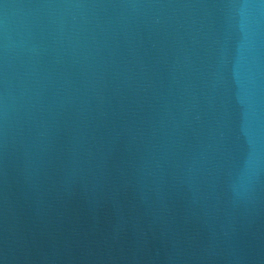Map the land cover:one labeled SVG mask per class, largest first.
Listing matches in <instances>:
<instances>
[{
    "label": "water",
    "instance_id": "95a60500",
    "mask_svg": "<svg viewBox=\"0 0 264 264\" xmlns=\"http://www.w3.org/2000/svg\"><path fill=\"white\" fill-rule=\"evenodd\" d=\"M0 264H264V0H0Z\"/></svg>",
    "mask_w": 264,
    "mask_h": 264
}]
</instances>
